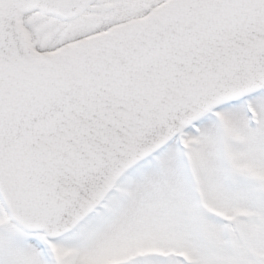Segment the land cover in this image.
Segmentation results:
<instances>
[{
  "label": "water",
  "instance_id": "obj_1",
  "mask_svg": "<svg viewBox=\"0 0 264 264\" xmlns=\"http://www.w3.org/2000/svg\"><path fill=\"white\" fill-rule=\"evenodd\" d=\"M34 1L0 12V192L24 229H70L172 131L264 82V0H169L47 57L20 36Z\"/></svg>",
  "mask_w": 264,
  "mask_h": 264
},
{
  "label": "rangeland",
  "instance_id": "obj_2",
  "mask_svg": "<svg viewBox=\"0 0 264 264\" xmlns=\"http://www.w3.org/2000/svg\"><path fill=\"white\" fill-rule=\"evenodd\" d=\"M50 1L22 17L34 53L28 16L79 13L91 0ZM0 53L13 55L8 41ZM2 198L0 264H264V82L172 131L66 231L22 228Z\"/></svg>",
  "mask_w": 264,
  "mask_h": 264
},
{
  "label": "flooded vegetation",
  "instance_id": "obj_3",
  "mask_svg": "<svg viewBox=\"0 0 264 264\" xmlns=\"http://www.w3.org/2000/svg\"><path fill=\"white\" fill-rule=\"evenodd\" d=\"M168 1L91 0L85 1L79 13L59 18L53 13L36 11L28 16L27 22L31 27L28 33L35 38L36 44L32 42L35 53L51 55L94 36L138 22Z\"/></svg>",
  "mask_w": 264,
  "mask_h": 264
},
{
  "label": "bare ground",
  "instance_id": "obj_4",
  "mask_svg": "<svg viewBox=\"0 0 264 264\" xmlns=\"http://www.w3.org/2000/svg\"><path fill=\"white\" fill-rule=\"evenodd\" d=\"M242 1L243 0H236V1H233L232 2V4H236V3H242ZM51 3H50V6H52V2H53V4L54 5H61L62 4V2H65V0H51L50 1ZM5 3H6V0H0V12H1V10H2V8L4 7V5H5ZM25 4H26V2H25ZM27 43H28V41H27ZM25 46V45H24ZM35 55V54H34ZM37 55V54H36ZM2 58H6L7 57V55L5 54V55H0ZM38 56H40V55H38ZM42 57H44V56H42Z\"/></svg>",
  "mask_w": 264,
  "mask_h": 264
}]
</instances>
